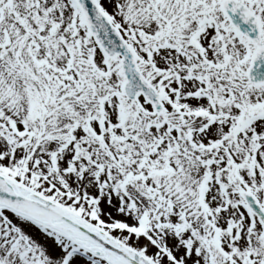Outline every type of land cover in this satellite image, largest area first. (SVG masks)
Segmentation results:
<instances>
[{
  "label": "snow or ice",
  "instance_id": "1",
  "mask_svg": "<svg viewBox=\"0 0 264 264\" xmlns=\"http://www.w3.org/2000/svg\"><path fill=\"white\" fill-rule=\"evenodd\" d=\"M0 264H264V0H0Z\"/></svg>",
  "mask_w": 264,
  "mask_h": 264
}]
</instances>
